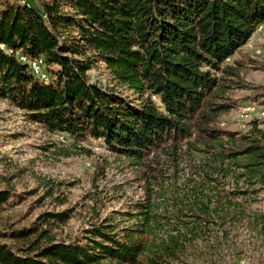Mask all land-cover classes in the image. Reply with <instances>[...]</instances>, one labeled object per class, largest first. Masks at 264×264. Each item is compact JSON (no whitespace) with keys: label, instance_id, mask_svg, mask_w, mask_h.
Returning <instances> with one entry per match:
<instances>
[{"label":"rangeland","instance_id":"374dc122","mask_svg":"<svg viewBox=\"0 0 264 264\" xmlns=\"http://www.w3.org/2000/svg\"><path fill=\"white\" fill-rule=\"evenodd\" d=\"M5 2L33 0H0V10ZM221 66L237 76L216 74L223 86L202 97L192 138L141 160L49 132L0 97V191L10 194L0 207V244L23 255L82 243L89 230L110 225L117 240L140 244L136 264H264V142L257 154L246 151L256 129L264 131V22ZM87 77L115 85L103 64ZM207 130L232 136L210 139Z\"/></svg>","mask_w":264,"mask_h":264},{"label":"trees","instance_id":"16d2710c","mask_svg":"<svg viewBox=\"0 0 264 264\" xmlns=\"http://www.w3.org/2000/svg\"><path fill=\"white\" fill-rule=\"evenodd\" d=\"M263 22L264 0L5 2L0 97L49 132L67 133L76 142L101 141L111 153L141 160L154 148H175L192 138L204 116L202 97L223 86L216 74L237 76L234 67L221 66L223 60ZM17 55L42 57L47 80L34 76ZM97 64L105 66L113 88L89 82ZM256 133L246 150L254 154L264 142V131ZM206 135L232 136L216 130ZM9 199L0 191V207ZM102 227L108 230L93 228L82 243H50L23 255L0 244V264H136L140 244L119 241L110 225ZM29 232L16 238L26 240Z\"/></svg>","mask_w":264,"mask_h":264},{"label":"bare ground","instance_id":"6f19581e","mask_svg":"<svg viewBox=\"0 0 264 264\" xmlns=\"http://www.w3.org/2000/svg\"><path fill=\"white\" fill-rule=\"evenodd\" d=\"M38 60L39 63V69L35 67V63ZM26 61V60H25ZM29 69L30 71L40 80H45L47 78L46 73L44 72L43 68H44V63L43 60L41 58L38 59H34L32 61L29 62Z\"/></svg>","mask_w":264,"mask_h":264},{"label":"built area","instance_id":"2783aa9c","mask_svg":"<svg viewBox=\"0 0 264 264\" xmlns=\"http://www.w3.org/2000/svg\"><path fill=\"white\" fill-rule=\"evenodd\" d=\"M35 63V67L39 69V63H38V60Z\"/></svg>","mask_w":264,"mask_h":264}]
</instances>
